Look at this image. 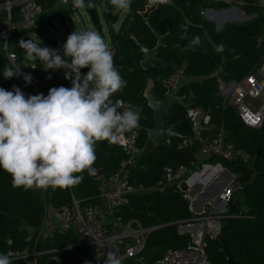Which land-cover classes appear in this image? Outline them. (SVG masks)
I'll return each instance as SVG.
<instances>
[{
    "label": "trees",
    "instance_id": "1",
    "mask_svg": "<svg viewBox=\"0 0 264 264\" xmlns=\"http://www.w3.org/2000/svg\"><path fill=\"white\" fill-rule=\"evenodd\" d=\"M36 1L44 12L56 9L54 16L59 13L57 18L63 22L66 21V16L74 15L72 10L82 9L74 7L73 0H68L70 4L67 8H58L59 0ZM230 1L231 4L221 0H172L169 5L156 6L146 19L143 14L153 5L149 0H131V10L120 29L115 31L112 25L109 28L112 47L116 52L114 66L127 82V86L110 99L114 103L121 100L139 111L138 148L143 152L149 142L148 132L154 128L153 111L148 108L144 98L146 88L151 85L153 94L162 100L167 97L171 88L168 83L179 76L181 71H185L189 78L208 77L221 71L218 78L202 84H192L183 88L179 94V97L192 96L191 106L200 107L211 116L215 128L205 134H211L223 125L227 130V141L236 148L246 149L252 157L247 162L212 158L204 163H221L237 176L236 181L242 187L227 207L220 236H205V249L212 264H229L227 254L235 264H264V122L260 129L245 126L235 107H223L219 89L220 80H241L264 66V12L258 6V0ZM232 5H237L247 17L252 16V20L244 24L228 23L218 32L214 22L202 15V11H221ZM93 9L97 19L100 17L99 9L108 19L102 4L94 3ZM3 16L0 14V21ZM147 22L163 38V46L154 59L153 68L143 70L141 62L146 56L140 52L135 40L144 44L147 49H153L157 45V38ZM97 23L102 32L99 21ZM50 25L53 24L40 23L39 29L16 33L9 42L13 46L12 52L17 56L16 65L38 80L39 93L44 95L52 87L70 88L71 81L64 78L65 69L46 71L42 61L28 60L24 50L19 47V41L28 40V35L31 34L28 32L36 33L42 42L41 46L56 49L63 56V46L55 38ZM185 27L187 38L182 40L180 37ZM196 35L201 36L202 46L195 51L189 49L182 52L181 48ZM176 44L181 48L174 47ZM220 44L225 45L223 52L216 51ZM66 59L70 62V58ZM31 65H35L34 70L30 69ZM6 66L9 67L0 49V87L10 90V82L3 77ZM87 71L88 69L81 70L82 74ZM32 86L31 83L18 85L22 91L33 93ZM166 125L168 129L177 130L180 137L171 140L168 146H155L143 153L130 170L132 184L155 189L166 167L191 168L196 162L197 147L196 143L189 142L193 132L187 119L186 106L176 101L166 116ZM95 151L97 168H106L104 179L93 180L85 170L81 173L83 181L79 185L68 189L49 187L43 189V196L34 188L25 190L23 187H13L11 175L0 168V254L16 255L27 251L30 237L28 231L41 230L46 204L49 202L57 211L72 205L73 196L81 207L100 203L102 184L121 168L124 161L130 159V155L108 141L97 142ZM211 171L212 169L205 173L204 177ZM184 195L177 187L156 189L148 194L132 197L130 204L121 210L125 219H137L143 228L150 230L141 254L143 261H134V264H154L167 250L184 248L192 242L189 234L181 235L178 227L169 226L175 223L197 224L196 220L201 218L191 211L190 203ZM35 240L34 249L40 254L37 264H57L53 259L55 255L59 257V264H95V248L83 246L74 230L65 234L36 237ZM12 264L25 263L23 260H12Z\"/></svg>",
    "mask_w": 264,
    "mask_h": 264
},
{
    "label": "clouds",
    "instance_id": "2",
    "mask_svg": "<svg viewBox=\"0 0 264 264\" xmlns=\"http://www.w3.org/2000/svg\"><path fill=\"white\" fill-rule=\"evenodd\" d=\"M73 2L77 8L86 5V0ZM108 3L124 13L131 10V0H108ZM149 3L169 5L172 0H149ZM87 6H91L90 0ZM186 33L185 27L182 40L187 38ZM41 44L39 38L19 41L28 60L42 61L46 71L65 69L64 78L72 86L52 87L46 96L43 93L25 96L15 85L12 90L0 87V168L11 175L13 187L68 189L82 183L81 173L95 163L97 142L119 143L123 134L140 126V114L133 108L121 112L119 103L110 99L127 82L114 66L112 50L98 32L73 31L63 44V56ZM201 46L200 35L183 48L174 45L182 52ZM224 48L220 44L216 51L223 52ZM82 69H88L87 73L82 74ZM20 75L18 65L3 70L5 80ZM23 79L30 84L33 77L24 74ZM106 256L104 264H122V257L115 251H108ZM12 259L0 254V264H12ZM53 259L59 264L58 256Z\"/></svg>",
    "mask_w": 264,
    "mask_h": 264
},
{
    "label": "built area",
    "instance_id": "3",
    "mask_svg": "<svg viewBox=\"0 0 264 264\" xmlns=\"http://www.w3.org/2000/svg\"><path fill=\"white\" fill-rule=\"evenodd\" d=\"M232 3L230 0H222ZM65 3L68 0H64ZM258 6L264 12V0H258ZM216 11V10H214ZM44 13L43 8L36 0H1L0 14L3 18L0 21V49L9 67H15L17 56L11 51L9 42L16 33L22 31H33L40 28L38 18ZM207 11H202L206 15ZM17 18V19H16ZM110 49L115 56V50ZM31 70L35 65L30 66ZM26 72L21 70V77ZM33 77V76H32ZM179 78L175 77L168 83L174 88V82ZM31 84L39 92L38 80L33 77ZM219 89L223 99V107L233 106L237 109L241 121L245 126L252 129H260L264 122V67L256 73L249 74L241 80H232L230 82L219 81ZM31 95V94H30ZM25 96H29L25 94ZM192 96H183L176 99L187 108V119L189 120L196 143L197 152L195 154L196 162L191 168L181 166L177 169L166 167L161 176V180L155 189L147 188L144 185L132 184L129 178L130 170L138 162V156L141 150L138 148L139 132L133 129L123 134L117 146L122 148L130 155V159L122 163L121 168L116 171L108 180L102 184L100 203L96 206L81 207L80 202L73 196L72 205H68L58 211L60 222L55 224L53 217L49 216L48 205L46 204V214L43 227L40 231L29 229V247L23 254L12 255L13 260H23L25 264H37L40 256L35 249L31 248L30 240L40 236H54L56 233H68L74 230L83 246H93L95 248V264H104L107 259L108 251H115L122 257V264L129 260L142 263L141 254L145 248L147 237L150 230L143 228L141 222L137 219L127 220L121 214L130 200L134 196L148 194L153 190H163L166 188L181 187L185 184L187 189L190 179L188 175L197 171L204 163L212 158H222L228 162H247L251 160L250 153L244 148H236L227 141V131L225 126L218 127L215 132L205 134L206 131L214 129L212 118L206 114L200 107H193ZM119 111L130 108L121 100ZM255 104H259L256 108ZM187 143V142H186ZM235 176V175H234ZM104 179V178H103ZM235 179L227 182L221 188L219 193L211 199L201 214V220L215 219L218 215L225 214V211L232 201L234 195L242 189L241 185ZM102 180V179H101ZM191 190H189L190 192ZM186 193V192H184ZM185 199L192 201L188 194ZM46 203V202H45ZM222 224L216 226L221 228ZM199 235V234H198ZM11 244V240H9ZM154 264H212L205 249L204 236L192 240L187 247L178 249H169L154 262Z\"/></svg>",
    "mask_w": 264,
    "mask_h": 264
},
{
    "label": "water",
    "instance_id": "4",
    "mask_svg": "<svg viewBox=\"0 0 264 264\" xmlns=\"http://www.w3.org/2000/svg\"><path fill=\"white\" fill-rule=\"evenodd\" d=\"M90 2H91L90 7L87 6L88 0H86V5H85V7H82V8L86 9L87 12L93 17V19H94L93 21L95 24H97L98 21L95 20L97 17H96L95 10L93 9L94 3L102 4L105 7L106 15H107V13H109V15H110L109 17L112 18L111 13H110L111 12V5L108 3V0H90ZM155 8H156V6L148 7L147 11L143 14L144 18L147 19L149 17L150 12L153 11ZM207 15L210 16V17H208L209 21H213L214 20L213 18H215L214 16L219 15L221 18H223V21H226V23L227 22H235L238 20H243V21L247 20V19L250 20V17L242 16L240 14L239 8L234 7V6H231L227 9H223L221 11H214L213 9H208ZM114 20H115V22L117 21V19H114ZM226 23H224V24H226ZM147 25L151 29L152 33L156 36L157 45L153 49H147L144 46V44H141L139 41L135 40L136 44L140 48V52L146 56L145 60H143L141 62V66H142L143 70H150L153 68L154 59H155L156 55L159 53L161 47L163 46V38L158 34V32L156 30H154L152 28V26L149 24V22H147ZM222 29H217V31H221ZM58 53L61 55L60 51H58ZM220 72L221 71H219V72H217L211 76H208V77L189 78L186 76L185 71H181L179 78L175 82L174 88L169 92L167 97L162 99V100L158 99L153 94L152 86L149 85L146 88L145 93H144V98L147 100L148 108H150L153 111V118H154V128L150 129L148 132L149 140H151L156 146H168L171 140L180 137L177 130H171V129L167 128L166 116L169 112L170 107L176 102V99L179 97V94L183 88L188 87V86L195 84V83L202 84L207 80L216 79L219 77ZM8 81L10 82V90H12L14 85L18 86L19 84L20 85L26 84L23 77H21V76H19V77L13 76L12 78L8 79ZM23 92H24V94L30 95V93H27L24 90H23ZM36 94H40V93L36 91ZM189 139L192 142H194V140H195L193 137H190ZM205 167H206V169L210 168V166H208V165H205ZM223 168L224 167L221 164H218L214 167L215 170H217V171L220 170L223 173H225L229 177V181L235 179V176L233 173H231L227 168H224V169ZM86 172H87V175L90 178H92L93 180H101L106 175V168L105 167L97 168V165L94 163L90 169L86 170ZM226 184H227V182L223 186H225ZM181 189H182V192L188 191L185 184L181 187ZM192 194L194 195L195 191H192ZM213 198H211V199H213ZM211 199L205 200L204 203L202 204V206L200 207V209L195 211L196 214L201 215L204 211V207H205L204 205L207 204V202H209ZM198 220H196V221H198ZM169 226L178 227V232L181 235H185L187 232L192 231L195 239L198 237V234H199L198 227L193 223H190V224L175 223V224H170ZM163 227H165V226H163ZM219 239L223 243L222 238L220 237ZM224 251L227 254L226 248L224 249ZM227 260H228L229 264H235L228 254H227Z\"/></svg>",
    "mask_w": 264,
    "mask_h": 264
},
{
    "label": "rangeland",
    "instance_id": "5",
    "mask_svg": "<svg viewBox=\"0 0 264 264\" xmlns=\"http://www.w3.org/2000/svg\"><path fill=\"white\" fill-rule=\"evenodd\" d=\"M69 4H70V1H68L67 3H65L64 0H59L58 3H57L58 8H67L69 6ZM229 4H231V3H229ZM232 6L238 7V6H235V5H232ZM55 10L56 9H53L52 11L46 10L38 18V22L41 23V24L43 22L52 23L53 25H50L51 31L53 32L55 38L59 41V43L62 46L66 42V39H67L68 35L71 34L73 31L91 30V31L98 32L104 38V40L109 45V47H111L112 46V41H111V35H110V32H109V28L112 25L113 28H114V30L115 31H118L120 29L123 21L125 20L126 15H127V13H124L121 10L116 9L115 7L111 6V12L110 13H111V17L112 18H110L109 17L110 16L109 13H107V17H109L107 19L103 15V13L100 11V9H99V15H100V17H99V19H97L95 17L96 18L95 20L99 21V24L101 25L102 32H100V30L98 28V23L97 24L94 23L93 17L84 8H82V9H80L78 11L77 10H72L73 11L72 13H74V15L71 16V17L66 16L65 17L66 18V21L65 22H63L60 18H57V16L59 15V13H57L54 16ZM240 11H241L240 14L242 16L245 15L243 13L242 9H240ZM208 17H210V16L206 14L205 15V18L208 19ZM248 17H250V20H252V18H253L252 16H248ZM114 19H117V21L115 22ZM213 19H214L213 22L215 24L216 31H217V29L224 28V26L226 24H228V23L244 24V23L250 21V20L247 19V20H244V21L243 20H238V21H235V22H228V23H226V21H223V18H221V17L220 18H216L215 17ZM224 23H226V24H224ZM28 33H31V34L28 35V38L29 39L32 38L34 40H38V38H39V40H40V37L36 33H33V32H28ZM10 49H11V51H13V46L12 45H10ZM175 82H174V85H175ZM32 88H33V93L32 94L33 95H36V89L33 86H32ZM45 96H46V94H45ZM258 106H259V104H255V107L256 108ZM155 146L156 145L154 143H152V141L150 140L147 143V145H146L145 150L143 151V153L148 152L149 150H151ZM141 156H142V153H141ZM218 164H221V163L214 162L212 164H208V166H210V169L211 168L214 169V167L216 165H218ZM207 171H209V170H204L203 167H199L197 171H194L192 174H189L188 175V179H190L189 181H191V183H194V188L193 189H189L191 191L189 192V190H188L185 193V194H188L190 196V199H192V198L195 199V198H198V196H200L199 193H201V192H200V190H198L199 184L209 185L212 181H214L216 179V184H213L210 187V189H208V191L202 195L201 199H199L198 202H196V204H195L196 205L195 206V210H193V208H192L191 201L186 199L190 203L191 211L192 212L193 211L195 212L196 210L200 209V207L202 206V204L204 203L205 200L211 199L213 197H216V195L219 193V191L221 190V188L223 187V185L226 182L229 181V177L225 173H223V172H222L221 176L219 177V175H220L219 174V171L220 170H218V171L217 170H214L212 174L210 173V174H208L207 176L204 177V173H206ZM201 177H203L202 178L203 182H199V180H198ZM222 182H224V183H222ZM192 191H195V194L194 195L192 194ZM43 195H44V193H43ZM207 204L204 205L205 206L204 208H206ZM48 209H49V216L51 215V217H53L52 219H53L54 223H56V219H54V217H56V218L59 217L58 211L56 209H53L52 208V205H51L50 202L48 203ZM226 213H227V210L225 211V214L218 215V217H216L215 219L210 220L211 222H209V223L207 222V220L198 221V223L195 224L198 227V230H199L198 237L200 238L202 235L204 236V239H205V236H207V235H209V236H211L213 238L219 237L220 236V233H221L222 227L216 229V226L218 227L219 224H222V226H223V222H224V220L226 218ZM194 215L201 216V215L196 214V212L194 213ZM186 234H189L191 236V239L192 240H195L192 231H189ZM35 243H36V240L35 239H31L30 240V245H31V248L32 249L34 248V244ZM134 263L135 262L133 260H129V262H126L125 264H134Z\"/></svg>",
    "mask_w": 264,
    "mask_h": 264
},
{
    "label": "crops",
    "instance_id": "6",
    "mask_svg": "<svg viewBox=\"0 0 264 264\" xmlns=\"http://www.w3.org/2000/svg\"><path fill=\"white\" fill-rule=\"evenodd\" d=\"M235 6H237V5H235ZM239 8V7H238ZM239 10H240V8H239ZM234 12V11H233ZM241 12V11H240ZM235 13V12H234ZM243 16H245V15H243ZM214 17H216V18H220V16L218 15V16H214ZM228 23V22H227ZM40 24V23H39ZM27 92V91H26ZM27 93H30L31 95H33L31 92H27ZM150 141V140H149ZM153 143V142H152ZM142 154H143V152H141ZM140 157H141V155L138 157V161H139V159H140ZM203 168H204V170L206 169V167H205V165H203L202 166ZM207 170V169H206ZM219 174H221V172H219ZM218 174V175H219ZM216 181V179L214 180V181H212L209 185H205V184H199V187H198V190H200V192L201 193H199L200 194V196H198V198H193L192 200H193V202H192V208H193V210H195V204H196V202H198V200L199 199H201V197H202V195L204 194V193H206L207 191H208V189H210V187L214 184V183H216L215 182ZM199 182H203V180H202V178L199 180ZM229 182V181H228ZM190 184L192 185V188H194V183H191L190 182ZM35 190H36V192L39 194V195H43V189H37V188H34ZM204 191V192H203ZM203 192V193H202ZM208 203V202H207ZM48 205V204H47ZM52 208L54 209V207L52 206ZM194 212V211H193ZM195 213V212H194ZM54 219H56V223L55 224H58L59 222H60V218L59 217H54ZM59 221V222H58ZM54 222V221H53Z\"/></svg>",
    "mask_w": 264,
    "mask_h": 264
},
{
    "label": "bare ground",
    "instance_id": "7",
    "mask_svg": "<svg viewBox=\"0 0 264 264\" xmlns=\"http://www.w3.org/2000/svg\"><path fill=\"white\" fill-rule=\"evenodd\" d=\"M211 169H212V168H211ZM207 170H210V168H208ZM214 170H215V169H212L211 174L213 173ZM207 172H208V171H207ZM207 172H206V173H207ZM219 172H221V174H222V171H219ZM204 174H205V173H204ZM221 174L219 175V177L221 176ZM219 177H218V178H219ZM201 178H203V177H201ZM201 178H199L198 180H200ZM198 180H197V181H198ZM190 182H191V181L188 182V185L191 187V189H193V188H192V185L190 184ZM215 182H216V181H215ZM222 183H224V182H222ZM214 184H216V183H214ZM192 202H193V200L191 201V205H192ZM211 225H212V224H211Z\"/></svg>",
    "mask_w": 264,
    "mask_h": 264
}]
</instances>
